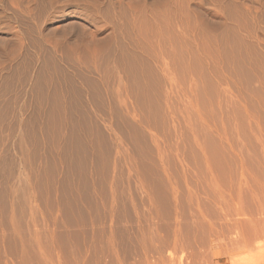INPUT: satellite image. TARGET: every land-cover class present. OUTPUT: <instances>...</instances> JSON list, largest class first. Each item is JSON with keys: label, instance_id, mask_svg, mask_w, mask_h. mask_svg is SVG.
<instances>
[{"label": "rangeland", "instance_id": "1", "mask_svg": "<svg viewBox=\"0 0 264 264\" xmlns=\"http://www.w3.org/2000/svg\"><path fill=\"white\" fill-rule=\"evenodd\" d=\"M263 57L264 0H0V264H264Z\"/></svg>", "mask_w": 264, "mask_h": 264}, {"label": "bare ground", "instance_id": "2", "mask_svg": "<svg viewBox=\"0 0 264 264\" xmlns=\"http://www.w3.org/2000/svg\"><path fill=\"white\" fill-rule=\"evenodd\" d=\"M168 5H169V4H168ZM167 7H168V6H167ZM248 7H249V6H248ZM120 8H121V7H120ZM147 8H148V7H147ZM147 8L145 9L144 13H146V16H145V17H146L147 24H148V26H149L152 30H151L150 32L147 31L146 33H145V31H144L143 37H146V38H148V37H149V38H154V39H156V40L158 39L159 41H160V40L169 39V38L171 37V35H170L171 33L168 34V33L164 32L161 28H163L162 25H163L165 22H167V20H168V18H169V17L167 18V16L170 15V12H169V15L166 16V14H167L166 9L164 10V11H165V12H164V11H161L160 8H158L159 10H155V9H156L155 7H154L153 9H151V10H150V8H152V7H150L149 9H147ZM250 8H251V7H250ZM176 9H177V8H176ZM241 9H242V8H241ZM245 10H246V9H245ZM169 11H170V9H169ZM172 12H173V11H172ZM240 13H241V12H240ZM248 13H249V12H248ZM242 14H243V13H242ZM242 14H241V15H242ZM144 15H145V14H144ZM173 15H174V14H173ZM238 15H239V14H238ZM250 15H251V14H250ZM170 16L172 17V15H170ZM175 16H176V15H175ZM125 17H126V16H125ZM234 17H235V16H234ZM234 17H233V18H234ZM236 17H237V16H236ZM246 17H247V15H246ZM174 18H175V17H174ZM174 18H173V19H174ZM185 18H186V17H185ZM240 18H241V17H240ZM241 19H242V18H241ZM170 20H171V19H170ZM226 20H227V19H226ZM226 20H225V21H226ZM172 21H173V20H172ZM172 21H169V22H172ZM174 21H175V20H174ZM206 21H207V20H206ZM230 21L232 22L233 20L231 19ZM234 21H235V20H234ZM113 22H114V21H113ZM169 22H167V23H169ZM175 22L177 23V21H175ZM175 22H174V23H175ZM223 22H224V21H223ZM223 22H222V23H223ZM227 22H229V21H227ZM227 22H226V24H227ZM231 22H229V23H231ZM174 23H173V27H174ZM203 23H204V22H203ZM169 24H170V23H169ZM169 24H168V25H169ZM185 24H186V23H185ZM216 24H217V23H216ZM231 24H232V23H231ZM235 26H236V25H235ZM235 26H234V27H235ZM243 26H244V25H243ZM165 27H166V24H165ZM168 27L170 28V26H168ZM173 27H172V28H173ZM196 27H197V26H196ZM232 27H233V26H232ZM238 27H239V26H238ZM175 28H176V27H175ZM227 28H228V27H227ZM240 28H241V27H240ZM154 29H155V30H154ZM236 30H237V29H236ZM245 30H246V29H245ZM238 31H239V30H238ZM247 31H248V30H247ZM210 32H211V31H210ZM215 32H216V31H215ZM239 32H240V31H239ZM239 32H238V33H239ZM180 33H181V31H180ZM183 33H184V31H183ZM185 33H186V32H185ZM187 33H188V32H187ZM187 33H186V34H183V35H182V33H181V35H180V34H179V35L176 34V35L178 36V38L181 37V36H182V38H184V36H185L187 39H188L189 37L191 38L192 36H189V37L186 36V35L190 34V33H188V34H187ZM192 33L194 34L193 37H194V36H197V35H195L196 32H195V33L192 32ZM141 34H142V33H141ZM196 34H197V33H196ZM215 34H217V33H215ZM232 34H233V33H232ZM135 35H136V33H135ZM173 35H174V34H173ZM219 35H220V34H219ZM221 35L223 36V34H221ZM238 35H241V33H239ZM222 36H221V37H222ZM224 36H225V35H224ZM226 36H227V35H226ZM226 36L223 37V38H226ZM235 36H236V35H235ZM241 36H242V35H241ZM95 37H96V36H95ZM119 37H120V36H119ZM136 37H137V36H135V38H136ZM139 37H140V36H139ZM197 37H198V36H197ZM229 37H230V36H229ZM244 37H245V35H244ZM244 37H243V38H244ZM149 38H148V39H149ZM205 38H206V37H205ZM215 38H216V37H215ZM215 38H213V39L215 40ZM230 38H231V37H230ZM232 38H233V37H232ZM154 39H153V41H154ZM174 39H175V38H174ZM206 39H208V38H206ZM216 39H217V38H216ZM218 39H219V38H218ZM218 39H217V41H218ZM233 39H234V38H233ZM246 39H248V38L241 39L240 41H242V40L245 41ZM149 40H150V39H149ZM156 40H155V41H156ZM158 40H157V42H158ZM172 40H173V39H172ZM177 40H178V39H177ZM185 40H186V39H185ZM188 40H189V39H188ZM204 40H205V39H204ZM208 40H210V39H208ZM214 40H210V41H214ZM221 40H222V39H221ZM191 41H192V40H191ZM225 41H226V39H225ZM261 41H262V40H261ZM160 42H161V41H160ZM222 42H223V41H222ZM253 42H254V41H253ZM165 43H166V42H165ZM213 43H214V42H212V44H213ZM217 43H218V42H217ZM219 43H220V41H219ZM224 43H225V42H224ZM212 44H210V45H212ZM214 44H216V43H214ZM220 44H221V43H220ZM220 44H219V45H220ZM203 45H204V44H203ZM230 45H231V43H230ZM215 46L217 47L218 45L216 44ZM220 46H221V45H220ZM222 46H223V45H222ZM250 46H252V45H250ZM217 48H218V47H217ZM217 48H216V51H217ZM219 48H221V47H219ZM222 48H223V47H222ZM222 48H221V49H222ZM214 49H215V48H214ZM256 49H257V48H256ZM202 50H203V49H202ZM209 50H210V49H209ZM222 50H223V49H222ZM205 51H206V50H205ZM256 51H258V49H257ZM206 52H207V51H206ZM217 53H218V51H217ZM207 54H208V53H207ZM215 54H216V53H215ZM219 54H220V53H219ZM202 56H203V55H202ZM218 56H219V55H218ZM218 56L216 57L217 59H218ZM220 56H221V55H220ZM207 57H208V56H207ZM207 57H206V58H207ZM256 57H257V56H256ZM256 57H255V58H256ZM204 58H205V57H204ZM206 58H205V59H206ZM210 58L212 59V56H211ZM210 58H209V62L213 60V59L210 60ZM219 58H220V57H219ZM241 58H242V57H241ZM250 58H251V57H250ZM260 58H261V57H260ZM263 58H264V57H263ZM217 59H215V60H217ZM220 59L222 60L223 58L221 57ZM225 59H226V58H225ZM251 59H253V57H252ZM215 60H213L211 63L213 64V62H218V61H215ZM231 60H232V59H231ZM246 60H247V59H246ZM207 61H208V60H207ZM223 61H224V60H223ZM205 62H206V61H205ZM242 62H244V61H242ZM250 62H251V61H250ZM263 62H264V61H263ZM211 63H210V64H211ZM219 63H220V62H218V64H219ZM224 63H225V62H224ZM214 64H215V63H214ZM214 64H213V65H214ZM253 64H254V63H253ZM207 65H208V64H207ZM220 65H223V64H220ZM220 65H219V66H220ZM243 65H244V64H243ZM250 65H251V64H250ZM250 65H249V66H250ZM256 65H257V64H256ZM204 66L207 67L205 64H204ZM257 66H258V65H257ZM211 67H213V66L211 65ZM211 67H209V68H211ZM214 67H215V66H214ZM214 67H213V69L216 68V67H215V68H214ZM228 68H229V67H228ZM251 68H252V67H251ZM206 69H207V68H206ZM224 69H225V68H224ZM211 70H212V69H211ZM211 70H210V71H211ZM215 70H217V69H215ZM218 70H220V71L223 72V70H221L220 68H219ZM218 70H217V72H218ZM208 71H209V70H208ZM213 71H214V70H213ZM224 71H225V70H224ZM251 71H252V70H251ZM215 72H216V71H215ZM254 72H256V71H254ZM263 72H264V71H263ZM209 73H210V72H209ZM261 73H262V72H261ZM255 74H256V73H255ZM210 75H213L212 72H211ZM210 75H209V76H210ZM218 75L220 76V75H222V73H221V74L219 73ZM225 75H226V74L224 73L223 78L227 76V75H226V76H225ZM215 76H216V73H215ZM219 76H218V77H219ZM256 76H257V75H256ZM259 76H260V75H259ZM261 76H264V75L261 74ZM123 78H124V77H123ZM209 78H213V77L211 76V77H209ZM221 78H222V76H221ZM223 78H222V79H223ZM226 78H227V77H226ZM228 78H229V77H228ZM228 78H227V79H228ZM262 78H263V77H262ZM208 80H209V79H208ZM210 80H212V79H210ZM213 80H214V78H213ZM216 80H218V78H217ZM224 80H225V78L223 79V81H224ZM256 80H257V78H256ZM226 81H227V80H226ZM226 81H225V82H226ZM259 81H260V79H259ZM259 81H258V82H259ZM220 82H221V81H220ZM256 82H257V81H256ZM260 82H261V81H260ZM260 82H259V83H260ZM262 82L264 83L263 80H262ZM262 82H261V84H262ZM214 83H215V80H214ZM227 83H228V82H227ZM259 83H258V84H259ZM215 85H216V84H215ZM218 85H219V84H218ZM221 86H222V85H221ZM259 86H260V85H259ZM261 87H264V86L261 85ZM261 87H260V88H261ZM239 90H240V89H239ZM260 90H263V91H264V88H263V89H260ZM263 91H262V92H263ZM169 97H170V96H169ZM196 108H198V107H196ZM199 108H200V107H199ZM194 109H195V108H194ZM200 109H201V108H200ZM134 111H135V110H134ZM195 111H196V110H195ZM197 112H198V111H197ZM201 112H202V111H201ZM194 113H195V112H194ZM198 113H199V112H198ZM199 114H200V113H199ZM199 114H196V115L198 116ZM200 116H201V115H200ZM202 116H203V119H204L205 115H204L203 113H202ZM199 119H200V117H199ZM205 119H206V117H205ZM63 120H64V119H63ZM133 120H135V121L138 122V123H142V122H141V119H136V118H135V119H133ZM201 120H202V118H201ZM135 121H134V122H135ZM205 121L208 123V119L205 120ZM211 121H212L211 125H212V124L214 125V124L217 123V122H214V120H211ZM211 121H210V122H211ZM62 122H63V121H62ZM202 122H203V121H202ZM138 123H136V124L138 125ZM143 124H144V123H143ZM143 124H142V125H143ZM63 126H64V125H63ZM152 126H153V125H152ZM175 126H176V125H175ZM205 126H206V125H205ZM207 126H208V125H207ZM209 126H210V124H209ZM209 126H208V127H209ZM216 126L219 127V126H221V125L216 124ZM216 126H215L214 128H218V127H216ZM142 127H143V126H142ZM172 127H173V126H172ZM208 127H207V128H208ZM140 128H141V125H140ZM151 128H152V127H151ZM211 128H212V126H210V129H211ZM176 129H177V127H176ZM176 129H174V130H176ZM208 129H209V128H208ZM219 129H220V128H219ZM221 129H222V126H221ZM221 129H220V132H219V133H221V131H222ZM151 130H152V129H151ZM211 131H213V129H211ZM217 131H219V130L217 129ZM214 132H215V131H214ZM223 133H224V132H222V134H223ZM226 133H227V132H226ZM102 134H103V133H102ZM222 134H221V135H222ZM156 135H157V134H156ZM156 135H155V136H156ZM224 135H225V134H224ZM224 135H222V136H223V141H224V138H225V137L228 138V136H224ZM226 135H227V134H226ZM94 136H95V135H94ZM97 136H98V135H97ZM155 136H154V137H155ZM158 136H159V135H158ZM158 136H157V137H158ZM194 136H197V135H194ZM100 137H101V136H100ZM154 137H153V141H154ZM157 137H156V139H155V148H154V149H156L157 155H158V157H159V159H160V160H158V161H161V162L163 163L162 166H163V174H164V175H163V174H162V175L165 176V177L167 178L166 180H168V181L170 182V186L172 185L171 189L175 191L176 188L174 189V184H173V181H174V180L172 181V178H173L174 176L172 177V175H171V173H170V170H168L169 168L166 167V165H167L168 163L165 165V161H164V160H166V159H165V156H164V155H165V152H164V151H166V150L168 151V149H169L170 146L167 147L168 144L166 145V143L164 142V143H165L164 145L168 148V149L166 148V149L164 150V147L161 146L162 144H161V145L159 144L160 142L162 143V141L159 142L160 139L157 140ZM215 137H216V136H215ZM158 138H160V137H158ZM197 138H198V137L195 138V141L197 140ZM220 138H221V137H220ZM218 139H219V137H218ZM229 139H230V137H229ZM220 140H221V139H220ZM197 141H199V140H197ZM225 141H226V140H225ZM229 141H230V140H229ZM199 142H200V141H199ZM199 142H198L197 144H199ZM226 142H227V141H226ZM230 143H231V142H230ZM197 144H196V145H197ZM224 144H225V142H224ZM227 144H228V143H227ZM231 144H232V143H231ZM231 144H229V145H231ZM120 145H121V144H120ZM122 145H123V143H122ZM146 145H147V144H146ZM221 145H222V144H221ZM201 146H202V145H201ZM231 146L233 147V149H235V147L233 146V144H232ZM151 147H152V146H151ZM153 147H154V146H153ZM198 147H200V144H199ZM232 147H231V148H232ZM170 148H171V147H170ZM175 148H176V147H175ZM200 148H201V147H200ZM117 149H118V153H119V148H117ZM172 149H173V148H172ZM202 149L204 150V153H203V152H201V153L204 154V155H205L204 157L207 159V158L209 157L207 153H209V152H207V151L205 150L204 147H202ZM233 149H231V150H233ZM170 150H171V149H170ZM203 150H201V151H203ZM207 150H208V148H207ZM120 151L122 152V149H121ZM167 151H166V153H167ZM208 151H209V150H208ZM233 151H234V150H233ZM121 152H120V153H121ZM123 152H125V151H123ZM168 152H171V151H168ZM171 153H172V152H171ZM173 153H174V152H173ZM173 153H172L171 155H173ZM176 153H177V152H176ZM155 154H156V153H155ZM120 155H121V154H120ZM122 155L124 156L123 159H125V161L128 162V159H129V158L127 157V158H128V159H127V158L125 157V156H127V154L125 155V154L122 153ZM166 155H167V154H166ZM131 157H132V156H131ZM153 157H155V156H152V158H153ZM134 158H135V157H134ZM209 158H211V157H209ZM150 159H151V158H150ZM132 160H133V159L130 158L129 163L132 162ZM136 160H137V159H136ZM151 160H152V159H151ZM151 160H150V162H151ZM156 160H157V157H156ZM163 161H164V162H163ZM205 161H206V160H205ZM209 161H210V165H208V166L211 168L214 162H213L212 165H211V159H210V160H209V159L207 160L208 164H209ZM152 162H154V161H152ZM152 162H151V163H152ZM207 162H206V165H207ZM134 163H135V162H134ZM151 163H150V165H151V167H153V169H154V170L152 169L153 172L155 171V169L158 170V172H159L160 169H161V167H158V165H156V164H151ZM162 163H160V165H161ZM127 164H128V163H127ZM160 165H159V166H160ZM134 166H135V165H134ZM167 166H168V165H167ZM214 166H215V165H214ZM148 167H149V166H148ZM135 168H137V167H135ZM149 169H150V168H149ZM208 169H209V168H208ZM209 170H211V169H209ZM212 170H214L213 167H212ZM216 170H217V169H216ZM131 171H132V170H131ZM134 171H135V170H134ZM137 172H138V171H137ZM151 172H152V171H151ZM161 172H162V170H161ZM210 172H211V171H210ZM131 173H132V172H131ZM159 173H160V172H159ZM159 173H157V174H159ZM212 173H214V172H212ZM210 174H211V173H210ZM162 175L160 174V176H162ZM160 176H159V178H160ZM165 177H163V178H165ZM161 178H162V177H161ZM161 178H160V180L163 181ZM109 179H110V178H109ZM153 179H154V178H153ZM140 180H141V179H140ZM164 180H165V179H164ZM161 181H160V182H161ZM163 182H164V181H163ZM187 183H188V182H187ZM214 183H215V182H214ZM158 184H159V182H158ZM152 185H153V184H152ZM160 185H162V182H161ZM165 185H166V184H165ZM217 185H218V184H217ZM187 186H188V185H187ZM218 186H219V185H218ZM110 189H111V188H110ZM112 189H113V188H112ZM165 190H167V193H168L169 195H171V191L168 189V187H167V188L165 187ZM111 192H112V191H111ZM189 192H190V191H189ZM176 193H177V190H176ZM190 193H192V192H190ZM113 194H114V193H113ZM173 194H174V192H173ZM111 195H112V194H111ZM112 196H113V195H112ZM113 197H114V196H113ZM175 197H176V195H175ZM174 199H175V198H174ZM175 248H176V247H175ZM162 251H163V250H162ZM180 253H181V252H180ZM170 262H171V261H170ZM181 262H182V261H181ZM179 264H180V263H179Z\"/></svg>", "mask_w": 264, "mask_h": 264}]
</instances>
